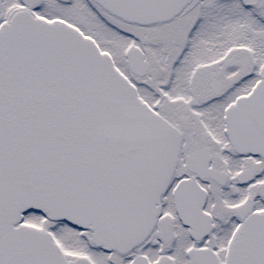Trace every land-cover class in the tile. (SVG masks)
Instances as JSON below:
<instances>
[{
    "label": "snow or ice",
    "instance_id": "1",
    "mask_svg": "<svg viewBox=\"0 0 264 264\" xmlns=\"http://www.w3.org/2000/svg\"><path fill=\"white\" fill-rule=\"evenodd\" d=\"M0 264H264V0H0Z\"/></svg>",
    "mask_w": 264,
    "mask_h": 264
}]
</instances>
